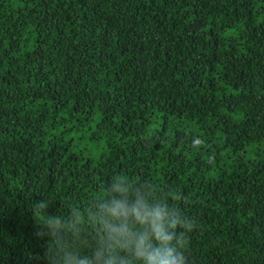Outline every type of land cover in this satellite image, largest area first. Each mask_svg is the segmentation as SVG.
I'll list each match as a JSON object with an SVG mask.
<instances>
[{"label":"trees","instance_id":"trees-1","mask_svg":"<svg viewBox=\"0 0 264 264\" xmlns=\"http://www.w3.org/2000/svg\"><path fill=\"white\" fill-rule=\"evenodd\" d=\"M117 175L181 195L188 264H264V0H0V264H55L41 200L90 253Z\"/></svg>","mask_w":264,"mask_h":264},{"label":"clouds","instance_id":"clouds-1","mask_svg":"<svg viewBox=\"0 0 264 264\" xmlns=\"http://www.w3.org/2000/svg\"><path fill=\"white\" fill-rule=\"evenodd\" d=\"M169 199L179 201L181 195L175 192L156 197L149 184L133 185L131 180L117 175L97 197L95 210L90 209L99 230L90 253L80 254L65 247L68 224L48 213V201L33 205L38 216L44 215L42 227L46 230L37 231L36 236H48L55 264H188L187 234L196 224L170 205ZM85 218L82 212L75 213V233L80 232V221Z\"/></svg>","mask_w":264,"mask_h":264}]
</instances>
